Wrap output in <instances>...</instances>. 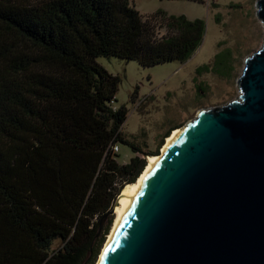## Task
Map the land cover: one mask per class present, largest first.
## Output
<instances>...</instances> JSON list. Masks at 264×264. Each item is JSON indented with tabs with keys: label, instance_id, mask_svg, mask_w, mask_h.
I'll return each mask as SVG.
<instances>
[{
	"label": "trees",
	"instance_id": "obj_1",
	"mask_svg": "<svg viewBox=\"0 0 264 264\" xmlns=\"http://www.w3.org/2000/svg\"><path fill=\"white\" fill-rule=\"evenodd\" d=\"M205 35L199 19L145 21L131 0H0V264L97 263L112 225L96 239L101 219L174 131L154 153L131 142L121 79L99 59L184 64ZM231 55L197 75L227 76ZM116 145L133 150L129 163Z\"/></svg>",
	"mask_w": 264,
	"mask_h": 264
},
{
	"label": "water",
	"instance_id": "obj_2",
	"mask_svg": "<svg viewBox=\"0 0 264 264\" xmlns=\"http://www.w3.org/2000/svg\"><path fill=\"white\" fill-rule=\"evenodd\" d=\"M256 8L264 25V0ZM237 84V100L201 110L177 132L99 264H264V43Z\"/></svg>",
	"mask_w": 264,
	"mask_h": 264
},
{
	"label": "rangeland",
	"instance_id": "obj_3",
	"mask_svg": "<svg viewBox=\"0 0 264 264\" xmlns=\"http://www.w3.org/2000/svg\"><path fill=\"white\" fill-rule=\"evenodd\" d=\"M27 1L37 5L49 0ZM257 1L131 0L145 21L164 11L169 16H185L190 21L199 19L206 23L202 46L184 64L173 62L147 68L114 57L99 59L102 66L121 79L115 106H125L129 111L123 133L131 142L146 153H154L170 130L184 127L201 110L224 107L239 98L237 82L243 74L245 60L258 53L264 43V25L257 15ZM158 20H153L152 25L162 37L166 29ZM221 52L232 53L231 72L225 77L215 73L198 76L197 70L212 66ZM161 152L162 148L159 155ZM119 156L118 162L124 165L135 154L131 148L120 145ZM111 221L112 230L115 215L106 226Z\"/></svg>",
	"mask_w": 264,
	"mask_h": 264
},
{
	"label": "bare ground",
	"instance_id": "obj_4",
	"mask_svg": "<svg viewBox=\"0 0 264 264\" xmlns=\"http://www.w3.org/2000/svg\"><path fill=\"white\" fill-rule=\"evenodd\" d=\"M182 130L181 128L180 129H177V130H174L173 133L166 139V142H165V145L162 147V152H161V155H157V156H148L146 161H147V164H146V167L143 171V173L140 175V177L137 179V181L133 184H128L126 185L123 190H122V194L120 195L121 197L119 198V205L115 208V221H114V224H113V227H112V230H111V233L109 234V237L107 239V242L105 243L104 247H103V250H102V253L98 259V262L97 264L100 263L101 259H102V256L106 250V247L112 237V234L123 214V212L125 211V209L127 208V206L130 204V201L133 197V195L135 194V192L137 191V189L140 187L142 181L144 180L145 176L147 175V173L149 172V170L151 169V167L155 164V162L157 160H159L162 155L166 152V150L170 147V145L172 144V142L174 141L175 139V136L177 134L178 131Z\"/></svg>",
	"mask_w": 264,
	"mask_h": 264
},
{
	"label": "built area",
	"instance_id": "obj_5",
	"mask_svg": "<svg viewBox=\"0 0 264 264\" xmlns=\"http://www.w3.org/2000/svg\"><path fill=\"white\" fill-rule=\"evenodd\" d=\"M114 152H115L116 154H119V153H120V146L116 145V146L114 147Z\"/></svg>",
	"mask_w": 264,
	"mask_h": 264
}]
</instances>
